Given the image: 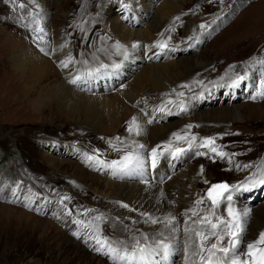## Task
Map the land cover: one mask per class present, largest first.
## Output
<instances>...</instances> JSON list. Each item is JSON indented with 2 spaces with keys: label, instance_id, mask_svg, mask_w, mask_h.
<instances>
[{
  "label": "rangeland",
  "instance_id": "obj_1",
  "mask_svg": "<svg viewBox=\"0 0 264 264\" xmlns=\"http://www.w3.org/2000/svg\"><path fill=\"white\" fill-rule=\"evenodd\" d=\"M153 2L152 7L145 8L146 0L142 5L141 0H0V264H113L109 257L93 250L96 243L91 236L97 228L100 237H107L117 249L135 251L139 241L140 245L155 249L154 253L159 257L163 254L169 260L168 264H185L187 257L194 259V264H200L198 255L191 256L193 251L199 252V239L195 231L185 229L202 230L209 235L205 245L208 247L215 243L216 238L211 236L209 228L198 223L202 216H210L214 223L217 219L230 220L229 208L243 213L239 207L240 200L251 207V216L253 211L264 206V186H257L251 191H234L230 202L222 200L215 208L207 199L208 188L213 183L241 185L264 175V97L257 96L261 81H264V0H179L181 8L178 11L163 22L158 18L154 24L161 21L162 25L156 28L155 38L166 44V51L175 47L166 58L167 62L202 58L204 63L186 73L183 78L186 81L182 84H174L170 89L161 91H149L137 100L129 101L128 106L134 113L127 116L121 113L117 129L100 133L96 127L85 125L84 111L78 121L59 106L40 112L29 107L28 102H22L25 106L20 102L23 98L20 94L21 73L15 67L13 54L20 47L14 41L16 37L23 38L50 61L48 69L52 68L57 73L56 78L60 82L65 81L82 92L85 84L81 81H86V67L101 62L107 67H99L115 70L111 59L120 55L117 54L116 44L122 45V42L110 27L108 12L120 21L142 29L143 21L138 20L142 17L149 26L163 0ZM141 6L144 8L143 16ZM37 28L44 31L38 32ZM58 41H63L67 48L65 55H70L71 62L67 67L56 57L55 45ZM133 45L139 50V55L143 53L145 57L147 53L142 41L133 40L122 46ZM160 55H155L152 62L157 63ZM140 65L137 62L131 74L122 76L120 71V81L107 93L119 92L126 101L127 92L136 90L134 81L142 69ZM77 76L82 77L76 84L71 83ZM192 76L195 78L191 79ZM239 76L245 79L233 85L238 86L239 91L233 94L230 106L243 108V117L238 120L231 118L223 128L214 129H211L213 122L195 121L196 113L206 111L209 108L206 104H213L211 100L215 103L220 100L218 107L229 105L227 90L219 92L217 97L210 89L218 85L224 90L223 84L229 81L227 79L236 81ZM46 83L41 82V85L46 86ZM105 83V79L101 80L99 86ZM31 84L29 82V86ZM254 96L257 98L252 99ZM148 104L160 109L168 108L169 111L164 112L170 118H167L168 121H180L181 124L163 140L151 146L143 145L145 149L140 146L147 157L151 159L155 149L159 162L169 144L177 145L176 151L184 149L189 152L185 161L188 166L184 165L187 172L190 166H195L199 168V176L206 174L204 183L196 189L192 200L189 198L185 205L172 202L177 215V230L174 231L168 223L170 227L166 225L167 234L163 236L157 233L164 232H146L148 228L140 223L142 213L137 209L131 210L130 206L125 207V201L119 200L125 203L123 211L132 213L133 216L128 218L132 223L121 221L102 207L109 201L107 196H98L94 190L84 186L80 190L73 186L76 179L72 175L78 167L105 180L104 184L117 179L112 162L121 161L124 155L138 148L132 146L128 137L133 117L141 115L151 125L164 122L159 111L141 114L143 105ZM110 110L107 108L104 111L106 119L111 118ZM193 136L194 141L191 140ZM209 138L214 143L202 146ZM213 147L216 152L211 151ZM88 157L94 159L89 160ZM97 160L104 163L98 164ZM123 171L130 173L133 169L127 167ZM24 196L32 201H24ZM201 198L204 202L197 206L196 201ZM129 199L135 200L136 196ZM193 208L197 209V216H192L189 211ZM97 217L100 219L97 220ZM86 220L91 224L90 232L89 227L77 223ZM246 222L249 223V220ZM155 225L159 226V221ZM244 226L245 242L241 248H245L250 239L246 238L250 224L244 223ZM262 230L264 232V227ZM174 234L177 238L173 237ZM228 239V236L224 237L225 246ZM161 244L169 245L167 255Z\"/></svg>",
  "mask_w": 264,
  "mask_h": 264
},
{
  "label": "bare ground",
  "instance_id": "obj_2",
  "mask_svg": "<svg viewBox=\"0 0 264 264\" xmlns=\"http://www.w3.org/2000/svg\"><path fill=\"white\" fill-rule=\"evenodd\" d=\"M146 1L147 4H145V8L152 7V5L154 4V0ZM142 3L143 0H141V5ZM142 7L143 6H141V8ZM180 8L181 6L179 0H163L162 5L158 9L156 18L152 21L151 24H149V26L147 25V20H142V17L138 20L139 22L143 21L142 23L144 27L142 29H136L133 27V24H131V26L130 23L120 21L119 18L114 17L111 12H108L109 21L111 23L110 27H112V31L115 33V35L119 37L117 38L121 40L122 45L125 47L133 40L142 41L147 54H145L144 57L143 53L139 55V50L135 47H122L123 50L121 49L120 55L113 56V58L111 59L113 67L114 65H119L118 68L114 67L115 70H113L112 68L107 69L99 67L100 65L105 64L101 62L93 63L91 64L92 66L89 65L85 68L86 71L84 72L86 81H81L83 84H85L82 92H79L75 88L66 84L65 81L60 82V79L56 78L57 73H55L52 68L48 69V66L50 67V61L46 59V57L40 55L30 44L24 41L23 38L16 37L14 41L18 43V46L20 47L17 48L13 54L15 58V67L17 71L21 73V77L19 78L21 84L20 86L22 88L20 90V94L21 96H23V98L22 100H20V102H28L29 107L32 106L36 108V110L39 109L40 112H44L48 108L56 109V107L59 106L60 109L63 110V112L66 111L71 115L73 114V118L75 117V120L78 121H80L79 115L84 111L83 113L85 114V125L89 124L87 126L96 127V129H98L100 133H103L104 131L110 129H117L121 123V118H119V115H121V113L124 114V116L134 113L128 106L129 101L137 100L142 94H146L149 91H161L164 88L170 89L174 84L175 86L178 83L182 84L183 81H186L183 80L186 73L190 72L194 67L198 66V64L201 65L204 63L202 58H198L197 60L184 58L178 61H172L171 63L167 62L166 58L172 52V50H174L175 47H173L172 50L166 51L165 47H159V44H161L159 42V38H155V32L158 31L156 28L159 25H162L164 19L178 11ZM142 9L143 12L141 16H143L144 14V8ZM158 18H161L162 22L158 21L156 25L154 23ZM142 48L143 46L141 47V49ZM125 50L127 52L126 56L124 55ZM66 52L67 48L63 41H58V43H56L55 45L56 57L57 59L60 58V60L64 64L67 63L68 65L70 61V55H65ZM158 54L162 55H160V57L156 59L157 63H153L152 58ZM137 62L141 63L140 67L142 69L136 75L134 81L136 90L127 92L126 101L125 99L120 97L119 92L108 94L107 92L112 87H114L115 83L120 81V71L122 73V76L131 74L133 70L136 69L135 65ZM26 68H28L27 73ZM89 73H91V75H89ZM192 78L195 77L192 76L191 79ZM104 79L106 82L105 85L99 86V81H103ZM227 80L229 81H226L223 84V86L225 85L224 90L221 86L218 85L217 87H211L210 90L213 95L217 97L219 96V92H225L227 90L226 92L230 97L229 102H227L229 105L218 107L217 105H219L221 101L218 100V103H215V100H211L213 104H206V107H209L206 111L200 110L201 112L196 113V115L194 116L195 121H207L208 123L213 122L214 126H212L211 129H214L217 127L223 128L224 126H226L225 122L230 120L231 118L238 120L239 118L243 117V108H241L240 106V108L238 106H230V103H232L231 101H233L230 99H233V96L239 91V89L237 88L238 86H233L235 84L234 80ZM45 81L47 82V85H41V82ZM108 81H110V83ZM29 82H32L30 86ZM97 92H99L100 94H97ZM206 92L207 90L204 93ZM24 103H22L23 106H25ZM214 105L217 107H215ZM158 107L154 104L143 105L141 114L147 112L156 113L157 111H159L162 114L161 118L164 122H162L161 124L153 123L151 125L148 121L145 120V118H142L141 115H138V117L136 118V123L138 125L137 131L139 134H137V131H133L131 132V134H128L129 141L132 143V146H138V148H136V151H131V153H135L139 156V161L134 165L128 167L133 169L132 172H124L119 165H113V170L115 171L117 179H111L112 181L108 180L105 184L103 183L105 182V180L98 178L93 174H87L86 171L81 167L77 168L72 177L74 176L76 179L73 183V186L75 188L78 187V190H80L81 187L84 186L85 188L94 190L98 196H107V198H109V201L105 202L102 207L105 208L106 211H110L111 215H115V217L119 218L121 221L132 223V221H129L130 219H128L129 216L132 215V213L127 210L126 212L123 211V204L125 203L119 201L123 200L126 202L125 205L130 206L131 210L137 209L142 213V216L140 215L141 217H139L140 223L144 227L148 228L146 232L151 231L155 234L157 232H164L162 234L157 233L158 236H163L167 234L166 229H164L166 228V225L170 227L167 218L175 217L177 219V215L173 211L174 206L172 204L174 202H177V204L181 203L182 205H185L188 202L189 198L192 200L194 198L196 189L198 187H201V183H204L206 174L199 176V168L195 166H190L187 172V170L184 168V165L186 164V157L187 155H189L188 150L176 153L177 151L175 150V148L177 145L174 146L171 144L168 145V149L166 150L164 155H161L162 158L160 159V161L157 162L156 160L155 167L152 166V158H148V155L144 150L145 147H143L144 149H142L140 146H146L147 144L151 146V144H153L154 142L163 140L171 131H173L175 128L180 127L181 124L180 121H168V119H170L168 118L169 116L164 115L165 111H169L168 108L160 109V107ZM107 108L111 109L110 119H106L104 117V111ZM113 113H115L116 115H114ZM166 120L168 122H166ZM81 121H83V119ZM135 169H137L138 172H136ZM133 195L136 196V199H129ZM23 199L26 202L32 201L27 199L26 196H24ZM94 206L99 207L97 205ZM239 207L242 212H250L249 209L251 207L243 204L242 200H240ZM148 216H151L152 218L158 220L159 226H156L150 221H147ZM135 219H137V217ZM243 219L246 225L250 224V226L247 227L246 238L247 240L248 238H250L248 241L252 242L257 239V235L263 232L262 229L264 227V206L258 211H253L252 216L251 213H249L248 217ZM245 219H248L249 223L246 222ZM82 223L84 226L89 227L88 231L90 232L92 229L90 227L91 224L87 220ZM49 227L50 229H52V226ZM47 228L45 229L47 230ZM45 229L43 230L45 231ZM176 235L177 234H174L173 237L175 238ZM165 237L162 238H167V240H169L168 237ZM190 240H192V236H190ZM244 247H246V245ZM157 256L158 255L153 252L150 257L149 264H168L169 260H166L163 254H160V257ZM68 260H70V257ZM89 261H91V259ZM193 261L194 259L191 258L190 261H188V264H191Z\"/></svg>",
  "mask_w": 264,
  "mask_h": 264
},
{
  "label": "snow or ice",
  "instance_id": "obj_3",
  "mask_svg": "<svg viewBox=\"0 0 264 264\" xmlns=\"http://www.w3.org/2000/svg\"><path fill=\"white\" fill-rule=\"evenodd\" d=\"M35 2V0H33ZM23 7V5H21ZM204 27V25H201ZM38 32H43V28H37ZM42 39V37H41ZM123 46L119 43L116 44L117 54H120V49ZM135 47V45H133ZM159 47L164 48L166 44L161 43ZM124 55H127L125 50ZM71 62V61H69ZM67 67V63L64 64ZM101 67H107L106 65H101ZM114 67H119V65H114ZM91 75V73H89ZM81 79L80 76H77L75 79L70 81L73 84H76L77 81ZM245 79L244 76H239L237 80L234 82L238 84L239 82ZM187 87V85H184ZM179 95H183L180 93ZM257 96L264 97V81H261L260 90L257 93ZM254 96L252 99H256ZM171 103V101H169ZM191 127V126H189ZM138 130V125L136 123V118L133 117L132 121L129 123L128 131L133 132ZM137 134L138 131H137ZM176 135V134H174ZM119 139V138H117ZM177 139H181V137L177 136ZM192 141L195 140L193 136L191 138ZM214 143L212 138L206 139L202 146H208ZM141 147H143L141 145ZM118 150V149H117ZM184 149H178L177 152H183ZM212 152H216V149L213 147L211 149ZM201 155L202 153H197ZM220 156H223V153H217ZM157 152L155 149L152 151V166L155 167ZM89 160H93V157H88ZM139 161V156L135 153H128L123 156L122 160L117 162L113 161V165H119L122 169L127 168L129 166L134 165ZM98 164H103V161L97 160ZM247 167V166H246ZM201 172H203V168H201ZM207 182V181H205ZM257 186H264V175H261L258 179L252 178L241 185H228L227 183L221 184H213L211 188L208 190L207 199L211 201L213 208L218 206L222 200L231 201L232 200V192L234 191H251L253 188ZM67 199V197H65ZM203 198L196 201V205L199 206L202 204ZM125 207H127L125 205ZM192 216H197L199 213L196 208L190 209ZM230 220H222L217 219V222H213L210 216H202L198 223L203 226H206L211 230V236L216 238L215 243H212L210 246L206 247V243L209 240L210 236L205 234L202 230H193V229H185V231H195L196 237L199 239V252L193 251L191 253L192 256H199L200 264H264V232H261L258 238L252 242H247L245 248H241V245L244 243L243 236L245 233V226L243 218L248 217L249 212L244 211L242 214L235 212L233 209H228ZM97 220L100 217L96 218ZM168 223L173 226V230L176 231L175 228V217H169ZM147 221H150L152 224H156L157 220L152 218L151 216L147 217ZM77 223H82L77 221ZM221 231H217L221 229ZM228 236L229 239L227 241V245H224V237ZM96 243V247H94V251L101 253L107 257H109L113 264H149L150 257L155 251V249L151 247H144L140 245L139 241L136 244L135 251H129L127 248L125 249H117L110 243L107 237L101 238L99 235L98 228L95 230L93 235L91 236ZM160 247L164 250L165 255L168 254L169 245L161 244ZM191 257L186 258V264L190 261ZM194 264V262H193Z\"/></svg>",
  "mask_w": 264,
  "mask_h": 264
},
{
  "label": "water",
  "instance_id": "obj_4",
  "mask_svg": "<svg viewBox=\"0 0 264 264\" xmlns=\"http://www.w3.org/2000/svg\"><path fill=\"white\" fill-rule=\"evenodd\" d=\"M221 183H226V182H218V183H213V184H221ZM213 184H211V185L209 186L208 190L211 188V186H212ZM207 193H208V191H207Z\"/></svg>",
  "mask_w": 264,
  "mask_h": 264
}]
</instances>
